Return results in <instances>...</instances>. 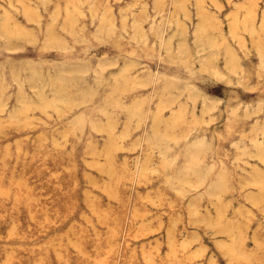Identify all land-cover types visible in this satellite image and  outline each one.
<instances>
[{
	"label": "rangeland",
	"instance_id": "rangeland-1",
	"mask_svg": "<svg viewBox=\"0 0 264 264\" xmlns=\"http://www.w3.org/2000/svg\"><path fill=\"white\" fill-rule=\"evenodd\" d=\"M0 100V264H264V0H0Z\"/></svg>",
	"mask_w": 264,
	"mask_h": 264
},
{
	"label": "bare ground",
	"instance_id": "bare-ground-1",
	"mask_svg": "<svg viewBox=\"0 0 264 264\" xmlns=\"http://www.w3.org/2000/svg\"><path fill=\"white\" fill-rule=\"evenodd\" d=\"M238 24H239V23H238ZM177 25H178V24H177ZM153 26H154V25H153ZM159 27H161V26H159ZM184 28H185V27H184ZM198 28H199L200 32H204V26H203V25H201V27H198ZM152 29H153V28H152ZM152 29H151V31H152ZM158 30H159V28H158ZM183 30H184V29H183ZM197 31H198V30H197ZM8 32H9V31H8ZM158 32H159V31H158ZM160 33H162V32H160ZM157 34H159V33H157ZM179 34H180V32H179ZM159 35H160V34H159ZM181 35H182V33H181ZM162 36H163V35H162ZM179 36H180V35H179ZM202 36H203V35H202ZM184 37H185V36H184ZM207 37H208V35H207ZM183 39H184V38H183ZM200 39H201V38H200ZM169 40H170V39H169ZM201 40H202V39H201ZM201 40H200L199 42H201ZM166 41H167V40H166ZM181 41H182V40H181ZM196 41H197V39H196ZM213 41H214V40H213ZM168 42H169V41H168ZM184 42H186V41L184 40ZM184 42H183V43H184ZM160 43H161V42H160ZM180 44L182 45V43H180ZM202 44H203V43H201V44H199V45H202ZM208 44L211 45L210 47L208 46L209 48H212V47L215 46L214 44H211V43H208ZM168 45H169V43H168ZM199 45H198V46H199ZM170 46H171V45H170ZM65 47H66V46H65ZM164 47H165V46H164ZM181 47H183V49H184V46H181ZM185 47H186V46H185ZM187 47H188V46H187ZM201 47H202V46H201ZM203 47H204V46H203ZM168 48H169V47H168L167 44H166V49H168ZM198 48H199V47H198ZM169 49H170V48H169ZM181 49H182V48H181ZM185 49H186V48H185ZM201 50H202V49H201ZM213 50H214V49H213ZM168 51H169V50H168ZM181 51H182V50H181ZM199 51H200V50H199ZM209 51H210V49H209ZM183 52H184V50H183ZM212 52H213V51H212ZM177 53H178V50H177ZM199 53H200V52H199ZM204 53H205V52H204ZM167 54H168V53H167ZM188 54H189V53H188ZM201 54H202V53H201ZM178 55H179V54H178ZM204 55H205V54H204ZM202 56H203V55H202ZM202 56H201V57H202ZM207 56H208V55H207ZM205 57H206V56H205ZM205 57H204V59H206ZM185 58H186V57H184V59H185ZM208 58L210 59V57H208ZM176 59H177V58H176ZM204 59H203V60H204ZM199 60H200V57H199ZM173 61H174V60H173ZM207 62H209V61H207ZM108 64H109V63H107V65H108ZM102 65H103V68H104V62L102 63ZM203 65H204V64H203ZM206 65H207V64H206ZM105 66H106V65H105ZM127 67H128V66H127ZM79 68H80V67H79ZM82 68H83V67H81V69H82ZM101 68H102V67H101ZM101 68H100V69H101ZM131 68H132V67H131ZM69 69H70V68H69ZM72 69H73V67H72ZM84 69H85V68H84ZM86 69H87V68H86ZM208 69H209V68H208ZM61 70H64V69L61 68ZM73 70H74V69H73ZM73 70H72V71H73ZM75 70H77V67H75ZM79 70H80V69H78V71H79ZM72 71H71V72H72ZM82 71H83V70H82ZM102 71H103V70H102ZM60 72H61V71H60ZM84 72H85V71H84ZM86 72H87V74H88V70H87ZM36 73H37V72H36ZM54 73H55V72H54ZM62 73H64V72H62ZM73 73H76V72H73ZM77 73H79V72H77ZM81 73H82V72H81ZM81 73H79V75H80ZM102 73H103V72H102ZM94 74H95V73H94ZM98 74H99V73H98ZM122 74H123V73H122ZM122 74H121V75H122ZM152 74H153V73H152ZM37 75H38V74H37ZM70 75H71V73H70ZM79 75H77V76H78V77H77L78 79L80 78ZM150 75H151V74H150ZM60 76H61V75H60ZM151 76H152V75H151ZM82 77H83V76H82ZM97 77H98V76H97ZM40 78H41V77H40ZM85 78H86V76H85ZM148 78H150V77H148ZM40 80H41V79H40ZM146 80H148V79H146ZM167 81H168V80H167ZM75 82H76V81H75ZM40 83H41V82H40ZM179 83H180V82H179ZM24 84H25V83H24ZM32 84H33V83H32ZM47 84H48V83H47ZM166 84H167V83H166ZM166 84H165V85H166ZM177 84H178V83H176V85H177ZM183 84H184V83H183ZM176 85H175L174 87H176ZM180 85H181V84H180ZM185 85H186V84H185ZM186 87H187V86H186ZM186 87H185V88H186ZM172 88H173V87H172ZM53 89H54V88H53ZM165 89H166V88H165ZM169 89H170V87H169ZM173 89H174V88H173ZM192 89H194V88L192 87ZM192 89H191V90H192ZM19 90H20V89H19ZM36 90H38V89H36ZM36 90H35V91H36ZM41 90H42V89H41ZM167 90H168V88H167ZM184 90H185V89H184ZM187 90H188V89H187ZM191 90H190V91H191ZM42 91H43V90H42ZM163 91H164V90H163ZM168 91H169V90H168ZM190 91L188 92L189 94H190ZM199 91H200V90H199ZM37 92H38V91H37ZM40 92H41V91H40ZM43 92H44V91H43ZM183 92H185V91L182 90V93H183ZM193 92H194V91H193ZM89 93H90V92H89ZM89 93H88V94H89ZM197 93H198V92H197ZM199 93L201 94V92H199ZM199 93H198V94H199ZM39 94L43 95L42 93H38V95H39ZM57 95H58V94H56V96H57ZM163 95H164V94H163ZM202 95H203V94H202ZM56 96H55V97H56ZM61 96H62V95H61ZM61 96H60V98H61ZM88 96H89V95H88ZM190 96H192V94H191ZM194 96H195V95H194ZM39 97H40V96H39ZM196 97H197V96H196ZM198 97H199V96H198ZM203 97H204V96H203ZM39 99H40V98H39ZM84 99H85V98H84ZM90 99H91V98H90ZM173 99H174V98H173ZM173 99H172V100H173ZM195 99H196V101H198L197 98H195ZM195 99H194V101H195ZM208 99H209V97H208ZM54 100H55V98H54ZM58 100H59V98H58ZM58 100H57V101H58ZM169 100H170V99H169ZM169 100H168V101H169ZM172 100H171V102H172ZM209 100H210V99H209ZM42 101H43V100H42ZM84 101H85V100H84ZM173 101H174V100H173ZM179 101H180V100H179ZM191 101H192V100H191ZM210 101H211V100H210ZM201 102H202V101H201ZM212 102H213V99H212ZM217 102H218V101H217ZM0 103H1V106H2V101H1V100H0ZM167 103H168V102H167ZM172 103H173V102H172ZM174 103H176V102H174ZM206 103H207V102H206ZM24 104H25V103H24ZM48 104H49V103H48ZM173 105H174V104H173ZM45 106H46V105H45ZM48 106H49V105H48ZM3 107H4V105H3ZM5 107H6V105H5ZM5 107H4V108H5ZM24 107H25V106H24ZM208 107H209V106H208ZM214 107H215V105H214ZM17 110H18V109H17ZM15 111H16V110H15ZM205 111H206V110H205ZM207 111H208V110H207ZM212 111H213V110H212ZM209 112H210V111H209ZM192 115H193V114H192ZM208 115H209V114H208ZM12 116H13V115H12ZM12 116H11V117H12ZM14 116H15V114H14ZM78 121H79V120H78ZM83 122H84V120H83ZM80 124H81V123H80ZM153 134H154V133H153ZM151 136H152V135H151ZM156 136H157V135H156ZM157 137L159 138V135H158ZM153 138H154V137H153ZM153 138H152V139H153ZM159 139H160V138H159ZM161 139H162V137H161ZM152 141H154V140H152ZM194 141H195V140H194ZM198 141H199V140H198ZM198 143H201V142H198ZM190 145H191V144H190ZM190 145H189V147H190ZM192 145H194V143H193ZM192 145H191V146H192ZM199 145H200V144H199ZM195 146H196V145H195ZM195 146H194L193 148H195ZM189 147H188V148H189ZM197 147H198V146H197ZM194 150H197V149H194ZM200 150H201V149H200ZM163 151H164V150H163ZM161 152H162V151H161ZM164 152H165V151H164ZM203 152H204V150H203ZM189 153L192 154V156H193L194 158H193L192 156H190V155H189V157H191V158H193L194 160H196V159H195V156H194V155H196V153H194V154L191 153V152H189ZM166 155H167V153H166ZM163 156H164V155H163ZM198 156H199V154H198ZM170 158H171V157H170ZM164 159H165V158H164ZM169 160H170V163H171L172 160H171V159H169ZM173 160H174V159H173ZM166 161H167V159H166ZM192 161H193V160H192ZM164 162H165V161H164ZM167 163H169V162H167ZM190 163H191V162H190ZM191 165H192V164H191ZM190 167H191V166H190ZM200 169H201V168H200ZM200 169H199V170H200ZM186 170H187V169H185V171H186ZM189 171H190V170H189ZM189 171H188V172H189ZM200 171H202V170H200ZM194 172H195V171H194ZM202 172H203V171H202ZM202 172H200V173H202ZM196 173H199V172H197V170H196ZM208 173H209V172H208ZM200 175H201V174H200ZM202 175H203V174H202ZM206 176H207V174H206ZM202 178H205V176H203Z\"/></svg>",
	"mask_w": 264,
	"mask_h": 264
}]
</instances>
